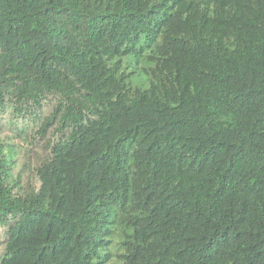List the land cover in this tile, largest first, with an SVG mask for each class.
Segmentation results:
<instances>
[{
	"label": "trees",
	"instance_id": "16d2710c",
	"mask_svg": "<svg viewBox=\"0 0 264 264\" xmlns=\"http://www.w3.org/2000/svg\"><path fill=\"white\" fill-rule=\"evenodd\" d=\"M51 96L38 190L0 145L1 264H105L116 229L121 264H264V0H0V111Z\"/></svg>",
	"mask_w": 264,
	"mask_h": 264
},
{
	"label": "rangeland",
	"instance_id": "374dc122",
	"mask_svg": "<svg viewBox=\"0 0 264 264\" xmlns=\"http://www.w3.org/2000/svg\"><path fill=\"white\" fill-rule=\"evenodd\" d=\"M138 49L136 54L122 58V71L129 75L128 83L131 86L147 89L150 85L148 71L154 62L148 58L151 49L141 44ZM58 102L57 98L51 96L43 109L32 115H19L12 108L0 111V145L14 156V177L17 180L15 192L19 194H28L41 186L37 170L52 158V147L61 137L57 122L46 130L42 127L52 116ZM115 233L111 237L112 243L101 252L100 260L109 255L105 264H121V231L116 229ZM7 239L8 228L0 226V264Z\"/></svg>",
	"mask_w": 264,
	"mask_h": 264
}]
</instances>
